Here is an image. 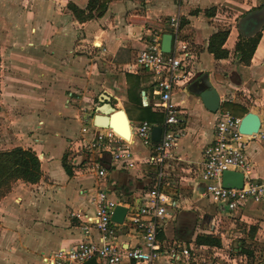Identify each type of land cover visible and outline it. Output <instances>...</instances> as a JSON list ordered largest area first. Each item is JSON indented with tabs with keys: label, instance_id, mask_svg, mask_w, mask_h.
<instances>
[{
	"label": "crops",
	"instance_id": "0c3cea01",
	"mask_svg": "<svg viewBox=\"0 0 264 264\" xmlns=\"http://www.w3.org/2000/svg\"><path fill=\"white\" fill-rule=\"evenodd\" d=\"M98 3L0 0V150L32 149L43 173L34 184L16 181L0 199V264H47L45 255L84 239L101 242L93 223L86 233L72 215L81 211L92 217L91 194L99 189L129 209L124 224L116 223L112 242L123 249L144 246L143 232L130 218L148 204L159 167L151 161L154 147L144 145L136 130L145 120L152 128L163 127L165 114L157 106L155 76L134 61L153 32L162 38L172 32L174 15L185 21L181 30L193 62L173 93L184 121L165 169L167 214L158 234L163 253L155 264H248L244 250L254 259L253 245H264V199L234 210L213 203L201 174L203 151L214 139L223 101L257 113L264 128V30L249 65L239 61L235 50L242 35L248 37L241 29L249 33L264 19V0H109L101 16ZM220 29L230 31L224 59L208 50ZM206 74L222 97L216 113L206 109L191 86ZM131 85L137 86L142 103L130 99ZM105 102L126 112L134 168L115 163L108 153L76 152L83 127H100L95 116ZM246 152L256 180L264 182V141L253 139ZM101 168L105 176L99 175ZM199 236L219 239L220 245L198 244ZM176 245L190 250L183 261L169 255Z\"/></svg>",
	"mask_w": 264,
	"mask_h": 264
},
{
	"label": "built area",
	"instance_id": "2783aa9c",
	"mask_svg": "<svg viewBox=\"0 0 264 264\" xmlns=\"http://www.w3.org/2000/svg\"><path fill=\"white\" fill-rule=\"evenodd\" d=\"M173 35L172 49L169 53L162 51V34L155 31L149 42L136 56L134 64L152 73L156 78V94L159 96L157 106L164 111L162 138L159 143L152 139V125L143 121L136 130V135L146 146L154 147L151 161L158 165L159 171L154 184L148 192V204L134 211L130 223L143 232L144 246L123 249L112 239L116 234V222L112 216L118 200L109 196L106 189H99L91 194L94 215L86 216L81 211L72 213L83 223L86 233L93 223L100 233L101 242L84 239L66 251L45 255L47 264H86L92 258H100L107 264H155L162 255L158 242L161 221L166 217L165 203L168 196L163 191L165 169L172 157L171 151L177 140V127L184 121L178 105L173 100V93L178 84L189 76L188 68L192 66L193 53L191 44L182 34L181 19L174 15L170 19ZM242 117L228 110H220L215 125L214 139L203 151V170L201 177L207 184V194L213 203H223L229 209L239 208L248 200L260 202L264 199V182L256 180L251 160L247 155V147L253 139L264 141V128L258 133L245 134L239 130ZM132 137L126 138L112 127L84 126L81 134V152L89 156L93 153H108L115 163L125 167H136L132 149ZM71 155V158H75ZM94 167L99 168L98 163ZM226 170H235L244 174L242 188H227L222 185V175ZM100 176L106 170H99ZM173 261H183L190 255L188 248L179 245L169 249Z\"/></svg>",
	"mask_w": 264,
	"mask_h": 264
},
{
	"label": "trees",
	"instance_id": "16d2710c",
	"mask_svg": "<svg viewBox=\"0 0 264 264\" xmlns=\"http://www.w3.org/2000/svg\"><path fill=\"white\" fill-rule=\"evenodd\" d=\"M109 0H99L97 5V10L100 16L105 12L107 3ZM91 5V1L90 4ZM92 7V6H90ZM264 7L261 5L260 8ZM185 21L181 20V28L183 27ZM264 30V28H263ZM229 29H220L214 33L208 44V50L211 52L216 59L228 58L229 51L223 46L229 36ZM262 32H259L254 37H244L242 35L241 39L237 42L235 50L237 57L242 64L249 65L251 63L252 56L256 50L259 39ZM1 60V59H0ZM128 78L133 77V75L127 74ZM136 85H131L128 94L131 100L138 103L141 102V93L138 91ZM134 91L138 93L137 98L133 95ZM1 96V88H0ZM227 102H224L222 109L227 110L224 106ZM238 107L239 114H234L243 117L249 112V110L243 105L232 103ZM1 110V102H0ZM41 162L37 154L32 149H26L23 147H15L8 150H0V199L6 196L8 192L12 189L13 184L18 180H23L29 183H37L42 177ZM198 244H215L220 245V240L213 237H198ZM244 252L251 258L250 250H244Z\"/></svg>",
	"mask_w": 264,
	"mask_h": 264
},
{
	"label": "water",
	"instance_id": "95a60500",
	"mask_svg": "<svg viewBox=\"0 0 264 264\" xmlns=\"http://www.w3.org/2000/svg\"><path fill=\"white\" fill-rule=\"evenodd\" d=\"M264 28V19L259 21L256 27L249 33H245L242 29L241 32L248 37H252L262 31ZM173 35L166 33L162 38V51L169 53L172 49ZM191 86L196 87V94L202 100V103L209 111L216 113L220 110L222 97L217 88L210 82L208 75L205 77H199L192 81ZM120 120H117L118 118ZM95 123L100 127H112L117 129L119 133H126L131 136V128L126 116V112L123 109L115 108L110 102H105L98 106L97 114L95 116ZM260 116L252 111L245 114L241 120L239 130L245 134L258 133L261 128ZM163 132L161 125H156L152 128V139L155 142H160ZM222 185L227 188H242L244 186V174L235 170H226L222 175ZM111 192V191H110ZM128 207L125 205H117L112 219L118 224H124L126 216L128 214ZM86 264H97L95 257L90 258Z\"/></svg>",
	"mask_w": 264,
	"mask_h": 264
},
{
	"label": "rangeland",
	"instance_id": "374dc122",
	"mask_svg": "<svg viewBox=\"0 0 264 264\" xmlns=\"http://www.w3.org/2000/svg\"><path fill=\"white\" fill-rule=\"evenodd\" d=\"M1 64H2V58H1V62H0V79H1V74H2V67H1ZM0 85L1 84V81H0ZM1 97V96H0ZM225 101H223L224 103ZM227 103L224 105L228 111H230L231 113L233 114H239V111H238V107H236L234 104H232L231 102L229 101H226ZM252 105V104H251ZM223 108V107H222ZM93 109V108H92ZM139 109V108H138ZM224 110V109H223ZM94 112V110H91L90 112ZM243 118V117H242ZM256 249V257L253 259V257L251 258H248V264H264V245H253Z\"/></svg>",
	"mask_w": 264,
	"mask_h": 264
},
{
	"label": "bare ground",
	"instance_id": "6f19581e",
	"mask_svg": "<svg viewBox=\"0 0 264 264\" xmlns=\"http://www.w3.org/2000/svg\"><path fill=\"white\" fill-rule=\"evenodd\" d=\"M117 120H120L121 121V118L119 117ZM117 130V129H116ZM120 134H122L123 136H125L126 138H130L128 135H126V133H120Z\"/></svg>",
	"mask_w": 264,
	"mask_h": 264
}]
</instances>
